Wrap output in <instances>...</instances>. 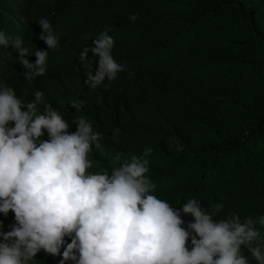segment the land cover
Instances as JSON below:
<instances>
[{"label": "trees", "instance_id": "obj_1", "mask_svg": "<svg viewBox=\"0 0 264 264\" xmlns=\"http://www.w3.org/2000/svg\"><path fill=\"white\" fill-rule=\"evenodd\" d=\"M24 7L30 52L47 47L36 38L39 18L62 36L50 58L57 64L37 80L56 82L41 86L46 105L74 129L72 121L83 116L103 134L89 154V171H102L95 161L122 144L137 157L151 147L153 194L173 208L194 197L206 210L221 204L222 218L264 214V0H0V30H8L13 17L20 26ZM86 30L88 36L108 30L117 42L114 59L130 68L108 90L85 82L96 57L59 65ZM159 45L175 51L171 66L133 67L135 49ZM7 51V58L0 55V84L19 92L27 81L19 54ZM70 101H83L81 110ZM117 156L105 164L108 170L127 161Z\"/></svg>", "mask_w": 264, "mask_h": 264}, {"label": "clouds", "instance_id": "obj_2", "mask_svg": "<svg viewBox=\"0 0 264 264\" xmlns=\"http://www.w3.org/2000/svg\"><path fill=\"white\" fill-rule=\"evenodd\" d=\"M37 24L36 38L47 47L34 52L22 37L0 30V52L10 46L19 54L27 81L19 92L0 84V264H264V214L222 218L221 204L206 210L194 197L173 208L153 194L151 147L137 157L122 144L95 161L102 171H89V154L103 134L83 116L72 121L74 129L46 105L41 86L56 82L37 80L57 64L50 58L62 36L45 17ZM82 40L77 59L97 58L86 84L108 90L130 69L114 59L117 42L108 30ZM167 49H135L133 67L171 66L176 53L161 57ZM82 106L70 101L76 111ZM115 156L127 161L108 170Z\"/></svg>", "mask_w": 264, "mask_h": 264}, {"label": "bare ground", "instance_id": "obj_3", "mask_svg": "<svg viewBox=\"0 0 264 264\" xmlns=\"http://www.w3.org/2000/svg\"><path fill=\"white\" fill-rule=\"evenodd\" d=\"M19 7H20V5H19ZM19 7H17V10H18V8ZM27 11L28 10H26L25 9V7L22 9V11H21V13L18 15L19 17H17V18H19V24H20V26H17V25H15V18L13 17L12 19H11V21H10V24L8 25V30H10L11 32H13L14 30L15 31H17L18 32V34L16 35V36H20V37H22L23 38V42H24V46H26V47H30V44L26 41V39L24 38L25 37V35H26V33H27V29H26V24H27V18H25V16H26V14H27ZM18 23V22H17ZM15 25V26H14ZM88 30V29H87ZM87 30L82 34V36H81V40L83 39V38H85V37H87L86 39H90L91 38V34H89V36H88V34H87ZM89 33H90V31H89ZM15 36V37H16ZM83 41V40H82ZM78 46H80V42H77V49H76V51H74L75 53H71V55L70 56H67L64 60H62V61H60L59 62V65L61 66V65H64V64H66L67 62H69V61H71V59L73 58V57H76V53L78 52V51H80V49H79V47ZM10 47V46H9ZM9 47L8 48H6L7 50L9 49ZM4 50L2 53L0 52V55L1 54H4V58H7V50ZM171 52H173L174 50L172 49V47H170V48H168L162 55H161V57L162 56H167L169 53H170V51ZM3 57H2V59H0V60H3ZM30 57V56H29ZM28 57V58H29ZM1 58V57H0ZM42 97H45V96H42ZM178 179L176 178L175 179V181H177Z\"/></svg>", "mask_w": 264, "mask_h": 264}]
</instances>
